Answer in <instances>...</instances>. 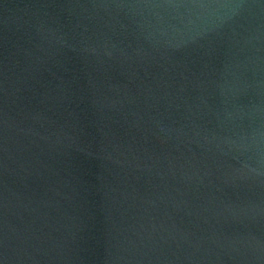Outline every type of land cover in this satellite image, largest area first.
I'll list each match as a JSON object with an SVG mask.
<instances>
[{"label": "water", "instance_id": "95a60500", "mask_svg": "<svg viewBox=\"0 0 264 264\" xmlns=\"http://www.w3.org/2000/svg\"><path fill=\"white\" fill-rule=\"evenodd\" d=\"M0 264H264V0H0Z\"/></svg>", "mask_w": 264, "mask_h": 264}]
</instances>
